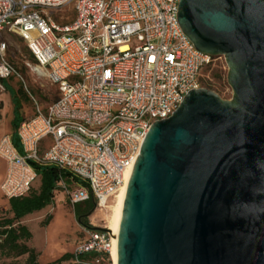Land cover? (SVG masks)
<instances>
[{
    "label": "built area",
    "instance_id": "2783aa9c",
    "mask_svg": "<svg viewBox=\"0 0 264 264\" xmlns=\"http://www.w3.org/2000/svg\"><path fill=\"white\" fill-rule=\"evenodd\" d=\"M179 0H0V79L15 74L6 56L8 35L23 39L30 68L56 88L45 110L0 137L6 199L25 195L37 175L33 163L68 171L61 179L75 205L94 199L103 209L132 171L150 126L169 118L213 56L198 50L178 19ZM71 6L73 19L56 23L48 11ZM4 87L0 82V93ZM46 148L41 149L43 140ZM83 183V184H82ZM87 227L75 257L94 252L87 264H114L113 235Z\"/></svg>",
    "mask_w": 264,
    "mask_h": 264
},
{
    "label": "water",
    "instance_id": "95a60500",
    "mask_svg": "<svg viewBox=\"0 0 264 264\" xmlns=\"http://www.w3.org/2000/svg\"><path fill=\"white\" fill-rule=\"evenodd\" d=\"M177 19L198 50L224 57L232 96L191 89L150 126L117 264H264V0H179Z\"/></svg>",
    "mask_w": 264,
    "mask_h": 264
},
{
    "label": "rangeland",
    "instance_id": "374dc122",
    "mask_svg": "<svg viewBox=\"0 0 264 264\" xmlns=\"http://www.w3.org/2000/svg\"><path fill=\"white\" fill-rule=\"evenodd\" d=\"M52 19L59 24L66 23L73 13L72 7L48 11ZM6 56L12 63L20 77L15 74L0 79L4 91L1 93L3 103H0V137L5 133L10 134L13 124L21 118L32 115L34 104L33 97L40 108L45 107L54 99V87L50 85L46 77L36 74L30 65L34 60L29 54L22 38L17 35H8ZM228 67L222 55L214 56L212 61L202 70L201 85L204 88L216 92L223 99H230L232 89L227 81ZM9 96V97H8ZM19 151V150H18ZM21 153V151H20ZM6 172V163L0 159V182ZM40 183V177L32 183L31 189L36 190ZM74 186L73 182L68 184ZM83 184V183H82ZM112 199L108 202L110 204ZM88 207L87 202H80L75 206L69 201L64 189L59 187L54 191L53 201L44 208L34 211L21 219L31 232V238L27 244L37 253V261L45 263L52 261L64 253H72L78 243L87 236V227H104L106 220V208L100 209L96 205L92 210L78 220V213ZM8 201L0 192V217L10 215ZM106 209V210H105ZM26 255L14 258L0 256V264H6L10 260L24 261ZM102 264H106L104 261Z\"/></svg>",
    "mask_w": 264,
    "mask_h": 264
},
{
    "label": "trees",
    "instance_id": "16d2710c",
    "mask_svg": "<svg viewBox=\"0 0 264 264\" xmlns=\"http://www.w3.org/2000/svg\"><path fill=\"white\" fill-rule=\"evenodd\" d=\"M208 64L201 68L199 80L201 79L202 70ZM21 121L22 118L18 121L15 120L13 124L14 130L10 134L12 142L19 152L21 148L15 132ZM33 168L36 175L40 177L38 188L36 190L31 189V185L29 191L25 195L7 199L9 206L8 212L10 215L0 217V256L14 258L20 255H26L25 260L22 262L10 260L6 264H87L86 262L93 260L97 256L96 253H82L75 257L73 252H67L52 261L40 263L37 261V253L35 250L27 244V241L31 238V232L26 225L21 223V219L49 205L53 201L54 191L59 189L57 183L61 179L66 182L75 180L72 179L68 171L59 169L54 165H39L33 163ZM85 202H87L88 207L78 213V220L80 222H82V218H84L95 206L92 197Z\"/></svg>",
    "mask_w": 264,
    "mask_h": 264
},
{
    "label": "bare ground",
    "instance_id": "6f19581e",
    "mask_svg": "<svg viewBox=\"0 0 264 264\" xmlns=\"http://www.w3.org/2000/svg\"><path fill=\"white\" fill-rule=\"evenodd\" d=\"M131 176V171L125 173L124 176V183L119 189V191L114 195L112 201L106 207V214L104 215L106 220V227L113 235V243L111 247V258L114 264H117L118 257H117V236L119 232V224L122 215L123 203L124 198L127 190V185ZM103 210V209H102Z\"/></svg>",
    "mask_w": 264,
    "mask_h": 264
},
{
    "label": "crops",
    "instance_id": "0c3cea01",
    "mask_svg": "<svg viewBox=\"0 0 264 264\" xmlns=\"http://www.w3.org/2000/svg\"><path fill=\"white\" fill-rule=\"evenodd\" d=\"M72 19H73V13L69 16V18H68V20H67V22L66 23H68V22H70V21H72ZM54 91H55V93H54V99H55V97H56V88L54 87ZM9 97V96H8ZM54 99H52L51 101H53ZM50 101V102H51ZM3 103V100H2V98H1V93H0V103ZM49 102V103H50ZM48 103V104H49ZM34 104V103H33ZM48 104L45 106V107H42L41 109L42 110H45L46 109V107L48 106ZM33 113H34V110H33ZM32 113V114H33ZM23 119H25V118H22V120ZM12 133V132H11ZM10 133V134H11ZM5 134H8V133H5ZM47 144H48V139H45V140H43V142L41 143V149H44V148H46V146H47ZM1 159V158H0ZM2 181V180H1ZM1 183V182H0ZM57 186H59V184L57 183ZM0 192H1V190H0ZM2 193V192H1ZM3 195V194H2Z\"/></svg>",
    "mask_w": 264,
    "mask_h": 264
}]
</instances>
